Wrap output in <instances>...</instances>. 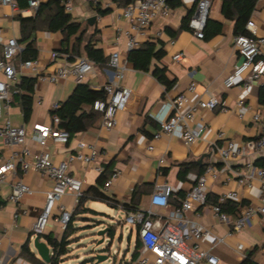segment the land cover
I'll return each mask as SVG.
<instances>
[{
	"label": "crops",
	"instance_id": "1",
	"mask_svg": "<svg viewBox=\"0 0 264 264\" xmlns=\"http://www.w3.org/2000/svg\"><path fill=\"white\" fill-rule=\"evenodd\" d=\"M39 1L40 6L46 9V14H50L54 11V3L58 0ZM103 2L110 3L108 8L99 6L111 10L107 15L101 16L96 6L80 0L76 1L74 11L70 15L75 22L87 25L89 34L98 31L92 42L96 49L103 51L105 57L110 58L115 51L121 52L123 59L127 61V69L119 85L131 90V98L124 110L119 112L115 128L111 130L104 128L102 117H99L88 129L72 137L68 144L50 142L48 150L52 161L59 163L67 159L75 152L79 142L95 146L101 153L100 163L104 166L111 165L110 176L115 169L120 172L111 187L106 189L104 186L102 190L120 202L131 203L134 191L138 189L140 194L136 204L139 209L149 207L150 197L157 186H171L175 195L181 193L184 197L185 193L194 186V179L202 176L209 165H213L216 167L217 177L208 180L207 190L210 197L208 204L204 207L197 206L198 210L189 212L188 218L213 230V234L208 235L203 241V246L218 258L219 264H243L251 254L254 264H264V223L261 219L254 217L248 220L242 232L229 235L231 226L221 223L211 211V206L218 202L220 195L230 191L240 194V202L231 201L237 205L258 204L262 195L258 181L254 180L250 187L241 186L231 170L244 173L245 162L256 164L257 161L264 159V153L253 154L250 149L264 131V103L260 101L264 78L253 84L244 103L249 110L244 117H240L236 110V102L243 92V84L227 89L224 80L236 66L242 63L243 58L233 46L235 23L226 20L223 16L221 0H210L208 12V20L216 24H213L212 28L219 29L220 32L205 36L204 39L197 38L190 26L198 0H172L169 16L157 18L148 32L140 37L141 46L152 43L156 52L163 51L161 60H154L151 71L148 72L135 69L127 60L126 33L130 31V26L122 15V8L125 5H118L112 0H103ZM35 14L36 12L29 8L28 0H19V11L16 12L0 6V38L5 42L12 38L17 39L22 50L25 44L20 40L21 26L17 17H32ZM92 17H96V21L91 27L87 21ZM251 19L255 21L256 27L250 35L264 38V0L257 1ZM184 22L189 23L188 29H182ZM34 39L39 50L37 59L47 72L54 71L68 61L63 57L55 61L51 58L52 52L60 51L62 48L61 32L38 31ZM177 54H183L179 62L173 61V57ZM2 56L3 46L0 43V59ZM262 58L264 59V54ZM21 63L19 53L14 59L17 80L11 83L10 93L12 87L19 83L23 76H33L29 71L21 69ZM156 66L165 68L167 77L176 81L173 89L166 90L165 86L153 76L152 70ZM110 71L108 64L102 67L96 66L94 76L82 84L90 92H103V86L112 78ZM0 80L5 81L2 70H0ZM192 83L196 84V91L189 94L191 102L205 99L211 94L218 97L229 108L228 111L221 112L220 109H216L199 112L196 119L204 120L207 130L201 140L190 146H186L176 136L163 135L160 139L154 140V135L160 130V123L154 119V116L164 113V105L173 101L178 95L187 93ZM78 85L73 77L62 79L56 84L37 80L33 112L28 121L25 120L19 100L10 104L9 93L8 100L1 103L0 128L10 122L13 127L24 126L31 133L36 124L53 125L54 106L65 103ZM220 135L222 137H219ZM229 140L248 145L250 154L241 162L231 163L228 168L212 152V144L223 146ZM151 143L154 146L153 151L148 149ZM27 146L33 156L38 153L39 146L32 137L28 138ZM18 149H20L19 145L7 142L3 136H0V165L9 160L12 153ZM183 164L189 165L185 179L179 178ZM70 171L71 174L82 178L85 191L96 186L101 175L80 162L74 163ZM18 179H23L34 194L25 196L19 204H15L9 198L13 193V184ZM52 186L53 182L39 171L31 169L23 174L20 167L0 184V204L4 205L0 212V264H34L22 253L25 244H28L29 250L39 258L31 243L36 236L34 224L44 207L47 192ZM63 203L73 208V196L66 195ZM173 206L174 200L171 203V207ZM86 207L94 212L76 217L74 226L79 230L86 226L89 228L92 221H101L102 228L98 226V229H104L108 225L103 220L110 216L112 210H117L107 203L94 200H90ZM225 212L232 219H236L239 213L238 208L237 214H233L232 209H226ZM64 232L65 229L54 216L47 230L39 236L44 242H46L44 236L49 234L61 240ZM75 234L77 237L79 232ZM219 238H223L224 241L220 242ZM69 256L70 259L60 264H78L81 261L74 253Z\"/></svg>",
	"mask_w": 264,
	"mask_h": 264
},
{
	"label": "built area",
	"instance_id": "2",
	"mask_svg": "<svg viewBox=\"0 0 264 264\" xmlns=\"http://www.w3.org/2000/svg\"><path fill=\"white\" fill-rule=\"evenodd\" d=\"M59 1L63 4L66 13H73L77 0ZM80 1L94 6L110 7V3L103 2V0ZM171 1L133 0L132 3L122 8V15L130 26V31L126 33V50L128 53L141 46L140 37L148 32L157 18L169 16ZM0 6L8 7L16 12L19 11V0H0ZM28 6L37 12L40 1L28 0ZM209 8L210 0H198L195 14L190 22L191 28L199 39L205 38L204 29L208 20ZM255 27V21L249 20L246 26L247 31L250 33ZM0 43L3 46L0 70L5 76V81L0 80L1 109L2 101L9 98L11 83L17 80L14 59L21 52V47L15 38L9 39L7 42L0 38ZM233 46L243 61L225 78L224 85L230 89L240 83L243 84V92L236 102V110L240 117H244L249 110L244 103L253 84L264 78V59L262 58L264 38L238 35L233 39ZM61 57L67 59V55L59 51H54L51 54L53 61ZM182 57L183 54H177L173 57V61L179 62ZM126 63L127 61L123 59L121 52L115 51L110 55L108 67L111 69L112 78L102 88L105 98L95 101L93 105L94 110L102 115L103 127L108 130L117 126L118 114L124 110L131 98V90L119 85V81L123 79L127 69ZM21 69L29 71L37 77V80L51 84H56L68 77H73L78 83H83L94 76L96 66L86 57H77L73 61L68 60L50 73L38 59L22 62ZM195 91L196 84L192 83L187 93L178 95L173 101L164 105V113L160 116H154V119L160 123V130L154 135V140L160 139L163 135L176 136L186 146H190L201 140L207 130V124L204 120L197 121L196 119L199 112L216 109H220L221 112L228 111L229 108L218 97L211 94H208L205 99L191 102L189 94H193ZM58 107L59 105H55L54 109ZM60 122L58 116H53V125L36 124L31 133L24 126L13 127L10 122L0 128V136H3L7 142L20 146V149L12 153L9 160L0 165V184L4 183L9 175L14 174L19 167L23 174L34 169L53 182L52 188L47 192L44 207L34 224L36 235L47 230L49 222L54 216L63 229H66L71 220L85 191L82 178L71 174L70 169L74 163L85 164L98 174L105 171V166L99 161L101 153L95 146L87 145L84 142H79L75 152L67 159L59 163L52 161L51 153L48 150L49 143L68 144L71 139L67 130L58 127ZM29 137H32L39 146V151L35 156L27 146ZM148 149L149 151L154 150L152 143ZM250 149L253 154L264 153V131ZM250 149L248 145L237 143L234 140L226 141L223 146L212 144V152L228 168L231 163L241 162L247 157L250 154ZM244 169V173L239 170L231 171L241 186L250 187L254 180L258 181L262 194L259 203L256 205L239 203V213L236 219H232L223 210V206L229 201L240 202L241 196L238 192L230 191L220 195L218 202L211 206L213 216L221 223L231 226L229 235L242 232L247 226L248 220L254 217H259L264 223V166L259 167L253 162H245ZM119 175V170L115 169L105 184L106 189L111 187ZM216 177V167L209 165L202 176L194 179V186L180 199V203L173 207H171V195L175 194L173 188L168 185L156 187L150 197L147 209L129 212L125 211L122 206H118L117 210L124 211L125 223L130 226V234L136 229V240L141 244L138 258L134 264H219L218 258L203 246V241L208 235L213 234V230L209 226H204L188 218L189 212L198 210L197 206L204 207L208 204V180ZM33 194L34 191L25 181L18 179L13 184V193L9 200L19 204L25 196H32ZM68 194L73 196V208H69L63 203V198ZM3 208L4 205L0 204V212ZM110 225L116 226V224H109L107 227ZM112 240L109 236L105 239L108 244L103 249H109L107 253L102 254L107 256L106 262L118 264L124 253L120 256L121 252L118 249H111ZM219 241L223 242L224 239L219 238ZM51 254L53 255V253ZM127 260L130 261L131 256Z\"/></svg>",
	"mask_w": 264,
	"mask_h": 264
},
{
	"label": "trees",
	"instance_id": "3",
	"mask_svg": "<svg viewBox=\"0 0 264 264\" xmlns=\"http://www.w3.org/2000/svg\"><path fill=\"white\" fill-rule=\"evenodd\" d=\"M118 5H128L133 0H112ZM258 0H221L222 2V14L226 20L234 22V35H248L250 33L246 29V24L250 20ZM97 11L101 16L107 15L111 12L110 9H102L96 6ZM54 11L50 14H46V9L39 6L36 14L32 17L19 16L17 19L21 26V42L25 44V47L21 50L20 56L22 62L28 60H34L38 58L39 50L37 47L36 40L34 39L35 34L38 31L47 30L51 32H61L62 48L60 53L67 55V60L73 61L75 58L86 55L95 66H104L108 64L109 58L105 57L102 50L95 48L92 40L95 35L98 34L96 30L94 33L89 34V28L83 23H77L73 20V17L65 12L63 4L58 0L54 3ZM212 21L207 20L204 29L206 37L211 36L215 33L220 32L219 29H213ZM219 26L222 24L217 23ZM216 25V24H215ZM189 23L184 22L182 29H188ZM84 54H83V53ZM163 51H155V46L152 43H147L140 46L138 49L132 50L127 55V60L132 63L135 69L148 72L151 71V65L154 60H161ZM153 76L163 85L166 90H171L176 84V81L170 80L166 75V69L156 66L152 70ZM37 77L23 76L19 83H16L12 87L11 101L13 104L19 100L22 107L25 120L28 121L33 112V101L35 84ZM104 98V92H90L85 89L82 83H79L71 97L62 105H59L57 109H53V116L60 118L58 127L67 130L70 133V137H74L77 133L85 131L91 124L102 115L94 110L93 105L95 101ZM260 101L264 103V88L260 94ZM257 166H264V159L256 162ZM110 166H105V171L100 175L98 184L93 186L87 191H84L83 196L80 198L79 204L75 208V212L69 221L63 237L61 240L54 238L51 234L44 236L46 243L51 249L52 260L50 264H60L62 261H66L70 258L71 250L68 248L73 244V239L77 240L75 233L79 232V228L74 226V222L78 215L93 213L94 211L87 208L86 204L90 200L101 201L107 203L112 208L117 209L118 206H122L125 211L135 212L139 210L136 202L139 198L140 191L136 189L133 194V201L131 203L120 202L110 196H108L102 189L105 186L107 179L110 176ZM185 168V169H184ZM187 169L189 165L183 164L181 166V172L179 178L185 179L187 177ZM182 194L171 195V203L174 200V206L180 203ZM210 197L208 196L207 201ZM238 205L234 202H227L223 206V210L232 209L233 214H237ZM101 225V224H100ZM99 226V225H98ZM116 226L110 225V231L108 236L112 239L114 237V231ZM131 235V234H130ZM130 239V238H129ZM75 242V241H74ZM109 248H106L108 250ZM141 244L136 240L134 252L131 255V260L126 259L127 253L124 252L122 258L118 264H134V261L138 258ZM102 252H105L102 251ZM22 253L26 255L34 264H46L41 259L37 258L34 253L29 250L28 244H25L22 249ZM253 255H249L243 264H254L252 260ZM96 258L92 257L79 261L78 264H95Z\"/></svg>",
	"mask_w": 264,
	"mask_h": 264
},
{
	"label": "rangeland",
	"instance_id": "4",
	"mask_svg": "<svg viewBox=\"0 0 264 264\" xmlns=\"http://www.w3.org/2000/svg\"><path fill=\"white\" fill-rule=\"evenodd\" d=\"M103 221L107 225L116 224L114 237L112 238L113 240L111 249H118L121 252L120 256L122 253L126 252V259L130 258L135 249L136 229H134L130 235V226L125 223V214L118 210H112L110 216L106 217ZM101 223V221H92L88 226L89 228L86 226L83 227L82 230H79V234H77V240L73 239V245L68 247L71 250L70 254L74 253V255L78 257V260L80 258L82 261L84 259L94 257V253H107L108 250L103 249V247L108 244V242L105 241V239L108 238V234L104 236V242L101 245H98V242L102 239V237L99 236L97 232L99 230L98 225L99 228H102L100 225ZM104 250L105 252H102ZM67 258L69 257H66V259ZM104 264L110 263L105 262Z\"/></svg>",
	"mask_w": 264,
	"mask_h": 264
},
{
	"label": "water",
	"instance_id": "5",
	"mask_svg": "<svg viewBox=\"0 0 264 264\" xmlns=\"http://www.w3.org/2000/svg\"><path fill=\"white\" fill-rule=\"evenodd\" d=\"M208 19V18H207ZM96 21V17L90 18L87 22L89 26H94ZM110 227H106L98 231V235L102 237V239L98 242V245H101L104 242V236L109 233ZM35 251L38 254V257L46 264H50L52 260L51 249L48 244L41 240L39 235H36L31 241ZM94 257L96 258L95 264H104L107 260V256L101 253H94Z\"/></svg>",
	"mask_w": 264,
	"mask_h": 264
}]
</instances>
